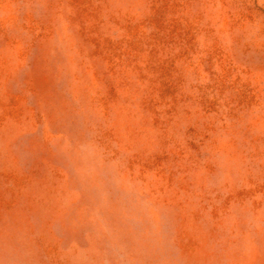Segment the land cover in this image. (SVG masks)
I'll return each mask as SVG.
<instances>
[{
    "label": "rangeland",
    "instance_id": "374dc122",
    "mask_svg": "<svg viewBox=\"0 0 264 264\" xmlns=\"http://www.w3.org/2000/svg\"><path fill=\"white\" fill-rule=\"evenodd\" d=\"M0 264H264V0H0Z\"/></svg>",
    "mask_w": 264,
    "mask_h": 264
}]
</instances>
